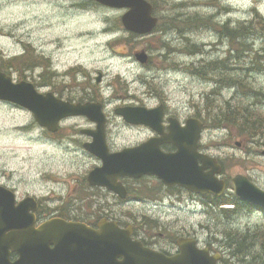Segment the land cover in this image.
Returning <instances> with one entry per match:
<instances>
[{
	"label": "rangeland",
	"instance_id": "obj_1",
	"mask_svg": "<svg viewBox=\"0 0 264 264\" xmlns=\"http://www.w3.org/2000/svg\"><path fill=\"white\" fill-rule=\"evenodd\" d=\"M149 1L167 10L157 14L161 27L166 28L164 25H167L170 28V34L162 36V39H159V34L152 36L154 39L144 38L146 40L130 37L120 24L119 19L124 13L122 10L93 6L86 1L82 2L84 7L80 8L78 4L81 2L78 0H0V54L4 57L0 63L15 59L9 70L19 72L21 61L28 59V67L19 72L24 77H28V69L34 66L37 59L61 70L72 64H80L82 74L90 77L89 81L83 80L81 83L84 87L91 85L93 90L83 89V94L66 92L63 93L64 98L79 100L90 89L105 100L104 113L110 127L108 139L117 148L143 140L142 132L126 127L122 118L114 113L117 107H154L157 99H161L166 100L171 111L178 112L182 120L196 113L205 123L202 145L209 155L219 159L224 175L230 179L242 174L264 188V157L261 156L264 129L259 136L248 139L237 129L212 127V105L220 106L226 101L233 105L249 106L264 119V70L250 71L253 67L251 61L264 46V32L257 27L258 21L264 23V0H224L222 5L225 10L221 14H218L221 12L219 10H203L195 8L193 4L201 3L199 5L202 6L209 0ZM180 3L183 9L174 6ZM180 13L187 18L191 17L190 13H196L201 18L209 19L210 23L181 33L176 18ZM213 13L215 16H212ZM217 22L240 26L252 22L251 29L255 27L257 34L245 37L238 34L235 41H230L219 36ZM229 27L239 28L237 25ZM245 39L249 48H244L243 52L241 45ZM169 41H175L173 48L176 50L169 60L160 59V52H164L158 49L163 42ZM195 49L199 55L191 56L195 54L191 53ZM229 49L233 51L230 53ZM39 51L46 56L45 60L38 56ZM139 51L148 55L152 61L150 65L145 67L135 61L134 54ZM218 61H226L231 69L230 75L243 80L247 92L243 93L237 87H226L222 83L218 87L209 78L204 79L195 72L202 71L207 63ZM259 67L264 68V63ZM98 74L102 75L99 83L96 82ZM212 75H224L220 79L227 77V74L220 72ZM12 78L16 81V75H12ZM146 94H153V98ZM60 127L59 140L48 141L30 112L0 102V185L12 190L17 200L29 195L40 198L43 207L46 203L53 207L55 202L44 200L74 194L73 190L92 169L96 160L78 147V143L85 140L78 130L91 128L92 125L85 117H78L63 121ZM153 186L156 189L158 183ZM174 192L181 203L164 208L162 216H171L169 218L176 225L194 227L197 234L204 235L207 231L217 233L218 242L223 237L233 246L236 245L234 239L237 238V231L243 232L237 242L240 244L245 237L254 240L255 235L259 244L241 253L243 258L261 264L260 259L264 258V227L258 226L264 225L263 220L257 216L238 217L229 223L224 215L210 212L204 202L189 201L185 192ZM163 194L162 190L158 195ZM76 195H79L78 191ZM168 198L172 199L173 196H164V203ZM127 209L125 206L116 208L121 214ZM138 210L130 211L136 214ZM176 217L180 219L176 220Z\"/></svg>",
	"mask_w": 264,
	"mask_h": 264
},
{
	"label": "flooded vegetation",
	"instance_id": "obj_2",
	"mask_svg": "<svg viewBox=\"0 0 264 264\" xmlns=\"http://www.w3.org/2000/svg\"><path fill=\"white\" fill-rule=\"evenodd\" d=\"M78 1L81 2L78 4V7L80 8L84 7L82 3L83 1H86L93 6H99L91 0ZM214 1L215 0H209L202 6L199 5L201 3L193 2V4L195 5V8H202L203 10H209L210 8H212L215 11H221L220 13H218L221 14L222 11L225 10V7H223L224 5H222V1L224 0H216L218 1V3H214ZM197 2H201V0ZM166 11L167 10L165 8H157V12L164 13ZM236 25L240 27V24ZM230 26L236 27L232 24ZM164 27L166 28H163L165 31L163 36H167L170 34V28L167 27V25H164ZM188 30L190 29H187V31ZM159 33L160 32L152 33L147 36H142L141 38L144 39L152 37ZM174 42L175 41L166 42V48H164L165 52L163 51L164 53L159 51H162V48L158 49L161 56L160 59L169 60L170 55L172 58V53L176 50L173 48ZM192 51L194 52L191 53H195L192 54L193 56L199 55L196 49ZM37 54L45 60L46 56H44L41 51H39ZM0 58L4 60V57L2 55H0ZM12 58H17V56ZM148 60L149 61L145 63V67L150 65V63L152 62L150 59ZM11 70H13V72ZM11 70H5L4 73L11 78L12 75H16V81L14 82L27 80L35 87V89L39 93L52 94L57 99L69 103H100L103 109L105 107L106 101L102 100V98L97 96L95 93H92L93 91L91 92L90 89L93 90V87L89 84L88 86L84 87L83 83H81L83 80L89 81L90 77L82 74V66L80 64H72V66L61 70L60 67L54 68V66H52L51 64L48 66L47 64L41 63L37 59L34 66L32 65L28 69V77H24V75H22L21 77L16 69ZM36 71H38L39 74L36 73ZM165 72L168 73L169 71L165 70ZM86 88L90 89H87L84 97L79 98V100L64 98V94L66 92H77V94H83V89ZM146 95H150L153 98V94ZM157 101L158 103L154 107L146 105L141 106L149 109H157L158 111H160L161 120L158 125L160 132L148 126H131L122 121L126 127L135 129V131L143 133V140L137 144L124 146L122 148L114 147L110 143V139H108L110 127L107 119L105 126V141L109 152H118L125 148H133L148 144L147 153H151L152 156H155L157 152L172 154L176 151V147L172 143L159 142L160 138L169 134V125L171 119L176 120L180 125H183L188 118H194L195 120H199L203 124V121L200 117L197 116L196 113L191 114L189 117H186L184 118V120H182L180 119L178 112L171 111L166 100L157 99ZM203 127L205 128L204 124ZM60 128L61 127L59 126L58 131L54 134L43 130L44 135L47 137V140L58 141ZM94 129L95 125H92L91 128L85 130L93 131ZM81 131L82 129L78 130V133L80 134ZM83 138H85V140L79 142L78 147L87 155L93 157L96 160L92 169L98 167L99 165H101V161L88 154L84 150V145L86 143H90L93 140L92 137L84 136ZM61 141L62 137L60 139V142ZM201 141L198 145L199 151L202 152V154L209 155V151L207 149H204L206 147H203ZM219 179L225 183V191L221 196H219L220 200H218L219 204L217 206L214 204V202H216L215 198H217V196L215 195L196 194L177 186L167 187L160 179H158L154 175H144L139 178L119 177L117 181L123 187L122 195L107 190L106 188L90 186L88 184L87 178L83 177L80 182L81 184L77 185L73 190L74 194L68 193L65 197H50L44 200V202H55V204H53V207H49L48 203H46V206L43 207V201L40 198H36L33 196L36 199L35 204L37 206L36 210L33 211V221L35 229L40 228L44 224L50 223L49 230L51 232L59 230L57 234L52 238L51 241L53 242L49 244L50 250H53L55 248L54 241L59 237V233L67 228L63 226L64 224H77L82 228L90 230V234L92 236H96L92 240H87L85 238V236L87 235L80 233V235L76 237L77 240L72 246H68L70 245V243L63 242L65 245H67V247L64 249L65 256L63 258L55 257L46 264H106V261H108V264H110L109 257L103 255L102 253H94L93 249L89 246L94 245L98 251L100 250L97 245L108 244L107 247L115 246L116 240L113 238L115 234L109 231L110 228H112L111 225L113 224L117 226V228L122 232L123 236H126L128 238L120 239L117 241V244L121 246V248L118 249V252L120 254L126 253L127 257L134 256L132 255V246L133 244H136L147 252L159 255L162 258H160V260L171 261L175 260V258L178 257L181 258V261L185 262L187 258V256H185V251H189V247L193 246L192 249H197L199 252L204 254V256H206L210 261V264L212 261H214L215 264H257L252 260L249 261L248 258H243L242 253H240L237 248H233V243H228L225 238L222 237L221 241L218 242L217 233L207 231L204 233V235H202L201 233L197 234L194 227L189 225H176V222L171 221L172 218H169L171 216H162V213H164V208L168 206H178L181 203V201L178 199V195L174 192L175 190H178L180 192H185L189 197V201L199 200L201 202H204V205L208 206L210 212H218L222 216L224 215V217L228 219L229 223H233V221H236L238 217L251 216H257L264 222V209L237 200L234 196L228 194V190L231 184V178L229 179L228 177H226L224 173L221 174ZM156 183H158V187L155 189L153 184ZM259 188L264 191V188ZM162 190L164 191V194L159 196L158 194H161ZM77 191L79 193L78 196L76 195ZM83 191H85V194H83ZM170 195H172L173 198H168L167 203H164V196L167 197ZM122 206L129 208L123 214L118 213V211L116 210V208ZM100 208H102V210H100ZM138 208H141V210H138ZM131 209H137L138 211L136 212V214H133L130 211ZM177 219H180V217H176V220ZM258 227L262 228L264 227V225ZM242 233V230L237 231V238L234 240L239 239L240 234ZM248 234L252 233L249 232ZM107 237L108 241L105 240ZM252 239H254V241H256V243L258 244V239L255 235ZM134 250L136 252V249ZM18 258L19 256L16 253H9V260L11 262L16 261ZM111 258V264H114L115 256H111ZM122 260L123 256L117 258V261ZM260 260L264 262V258ZM183 262H181V264H184Z\"/></svg>",
	"mask_w": 264,
	"mask_h": 264
},
{
	"label": "water",
	"instance_id": "obj_3",
	"mask_svg": "<svg viewBox=\"0 0 264 264\" xmlns=\"http://www.w3.org/2000/svg\"><path fill=\"white\" fill-rule=\"evenodd\" d=\"M93 1L110 8L127 9V12L121 16V24L127 32L146 35L156 26L157 20L151 15L152 6L145 0ZM135 58L139 63L144 64L147 55L139 52L135 54ZM100 79L99 75L97 82ZM0 100L28 110L32 113L35 122L50 132H55L58 123L67 117L85 116L95 123L96 130L86 132L93 137V141L86 144L85 148L101 160L102 166L88 174V182L91 186L106 187L122 195V187L117 183L118 177L137 178L144 174H152L167 186L178 185L195 193L211 192L220 195L224 189L223 182L218 181L216 177L220 173L216 160L197 152L201 124L192 119L186 122L185 127L172 124L169 127L170 134L159 140V142L173 143L177 147V151L173 154L157 152L152 156L151 153H147L148 144L111 154L107 150L104 138L105 117L98 104L74 105L62 102L51 94H39L28 82L13 83L11 78L2 72H0ZM115 113L131 125H147L156 130L158 127H155V124L157 121L160 122L161 118L156 110L142 107L118 108ZM262 154L264 155V151ZM198 161L201 162V166L198 165ZM205 169H209V172H205ZM232 184L234 194L240 200L264 208V192L256 188L246 177L237 175L232 178ZM30 210H35L32 198L27 197L16 204L14 193L0 186V264H46L55 257L65 256L64 249L67 245L63 242L72 246L80 233L87 235L85 236L87 240L96 237L90 234V230L77 224H64L63 226L67 228L59 233V237L54 241L55 248L50 250L49 244L53 242L51 240L59 230L51 232L50 223L35 229L33 215L29 214ZM111 226L109 231L115 234L113 237L116 240L115 246L97 245L100 251L94 245L89 246L94 253H102L109 257L110 264L111 256H115L114 264H181L183 262L178 257L171 261L160 260L159 255L147 252L136 244L132 246L134 256L127 257L126 253L120 254L118 249L121 246L117 241L128 238L123 236L114 224ZM105 240L108 241V237ZM192 247H189V251H185L187 258L184 264H210L204 254L196 249L193 250ZM10 252L16 253L19 258L14 262L9 261ZM121 256L123 260L117 261ZM105 263L108 264V261Z\"/></svg>",
	"mask_w": 264,
	"mask_h": 264
},
{
	"label": "trees",
	"instance_id": "obj_4",
	"mask_svg": "<svg viewBox=\"0 0 264 264\" xmlns=\"http://www.w3.org/2000/svg\"><path fill=\"white\" fill-rule=\"evenodd\" d=\"M158 6V5H157ZM178 6L181 9L183 8L181 5H174ZM156 7V5H155ZM189 15V14H185ZM191 17H183L181 16V13L178 14L177 22L180 25L181 28L180 32L184 33L183 29H187V27L191 30L194 28L199 27L200 25H206L209 22V19L207 18H201L197 16V14H191ZM211 18V17H209ZM195 19V20H194ZM189 25V26H187ZM253 26V23L250 22L248 25H241L239 28L232 29L230 27H225L220 29V36L226 37L230 41H235L237 39L238 34L242 36H252L253 34L256 33V29H251ZM257 27H259L260 30L264 32V23L261 21H258ZM256 27V28H257ZM258 30V29H257ZM243 52L244 48H247L249 45L247 44V40L245 39L241 45ZM249 48V47H248ZM21 59V58H20ZM18 59V60H20ZM15 59L8 60L7 62L0 63V70L4 71L3 68H5L7 71L9 68H11L14 64ZM264 46L261 47V50L259 53H256V57L254 60L251 61V65L253 67L250 70H256L262 71L264 68H260V64L264 63ZM16 62V61H15ZM28 59H25L24 62L21 61V68H19V72L25 70V68L28 67L29 64H27ZM254 68V69H253ZM231 69L230 67L224 63V61H218V62H211L207 63L205 65V68H202V71H195L196 73L200 74L203 76L204 79L209 78L210 81L214 82L216 86L220 87V84H224L226 87H237L240 90L243 91V93L247 92L246 91V85L243 84V80L236 79L234 76L230 75ZM18 72V71H17ZM18 72V74H20ZM223 73L227 74V77L225 79H220L221 77H224V75H212V73ZM217 78V80H215ZM255 92H252V94ZM259 94V93H258ZM207 108V107H206ZM212 127H225L226 129H237L239 134L245 136L246 138H253L255 136H259L261 132H263L262 129H264V119L260 114H255V110L249 106H239V105H233L230 103V101H226L223 105H218L214 107L212 105ZM245 237V236H244ZM246 239L243 240L240 243L239 242L240 238L235 240L234 246H238V250L240 253L244 251L243 253H246L249 249L255 248L257 246L256 241L250 240L248 237H245ZM264 240V237L262 238ZM259 244V242H258ZM263 245V244H262ZM243 255V254H242ZM261 264H264V262H260Z\"/></svg>",
	"mask_w": 264,
	"mask_h": 264
},
{
	"label": "bare ground",
	"instance_id": "obj_5",
	"mask_svg": "<svg viewBox=\"0 0 264 264\" xmlns=\"http://www.w3.org/2000/svg\"><path fill=\"white\" fill-rule=\"evenodd\" d=\"M197 28H199V27H197ZM188 29V28H187ZM195 29V28H194ZM194 29H191V30H194ZM184 31L186 30V29H183ZM188 32V31H187ZM183 33V32H182ZM221 38H224L223 36H220ZM225 64H227L226 63V61L224 62ZM254 69V68H253ZM251 71V70H250Z\"/></svg>",
	"mask_w": 264,
	"mask_h": 264
}]
</instances>
